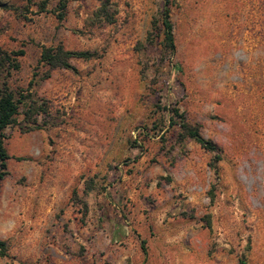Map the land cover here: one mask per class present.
<instances>
[{"label": "rangeland", "instance_id": "1", "mask_svg": "<svg viewBox=\"0 0 264 264\" xmlns=\"http://www.w3.org/2000/svg\"><path fill=\"white\" fill-rule=\"evenodd\" d=\"M1 1L0 78L44 113L4 129L0 264H264V0H172L170 56L163 0Z\"/></svg>", "mask_w": 264, "mask_h": 264}, {"label": "trees", "instance_id": "2", "mask_svg": "<svg viewBox=\"0 0 264 264\" xmlns=\"http://www.w3.org/2000/svg\"><path fill=\"white\" fill-rule=\"evenodd\" d=\"M27 3H31V0H24ZM172 0H163V9L160 13V34L161 37V52L163 55H171L174 51L173 35H172V24L169 20V4ZM105 3V2H104ZM102 3L100 11L105 12V4ZM8 5L0 0V9H6ZM64 7V1H61L59 8ZM63 13L60 11L57 14V18L61 19ZM14 54L13 58L9 57V54L3 50H0V77H2V72L8 76L11 70L18 68V63L16 56L22 55V50H17L12 52ZM93 57V53L86 50H68L63 48L60 44L56 46L42 47L39 51L38 62L47 66V70L55 68H68L73 69L69 63L70 59L80 58L89 59ZM20 108L23 109L24 114L27 115L24 128L20 127L22 131H27L31 129H38L39 125L35 123L33 117L34 114L44 113V109L40 104H37L34 99L31 98L29 93L24 94L22 90H14L10 88L4 79L0 78V177L3 176L5 172V162L8 159V154L5 150L3 140L4 129L10 125L16 123V117L20 113ZM171 125L177 127V137L179 141L185 138L192 139L198 143L201 147L208 150H214L215 147L213 143L205 138H203L197 127L188 124L182 117L177 109H171L169 118ZM4 241L0 240V256H4ZM243 264V263H241Z\"/></svg>", "mask_w": 264, "mask_h": 264}]
</instances>
